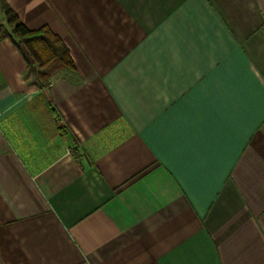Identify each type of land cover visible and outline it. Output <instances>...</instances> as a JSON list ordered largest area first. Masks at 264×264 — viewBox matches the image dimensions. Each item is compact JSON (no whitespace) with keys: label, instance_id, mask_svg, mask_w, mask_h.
Wrapping results in <instances>:
<instances>
[{"label":"crops","instance_id":"0c3cea01","mask_svg":"<svg viewBox=\"0 0 264 264\" xmlns=\"http://www.w3.org/2000/svg\"><path fill=\"white\" fill-rule=\"evenodd\" d=\"M5 2L0 264H264V0Z\"/></svg>","mask_w":264,"mask_h":264},{"label":"trees","instance_id":"16d2710c","mask_svg":"<svg viewBox=\"0 0 264 264\" xmlns=\"http://www.w3.org/2000/svg\"><path fill=\"white\" fill-rule=\"evenodd\" d=\"M0 5L5 14V23L0 24V42L9 39L29 65L45 67L58 62L66 68H74L68 47L49 27L30 30L5 0H0ZM41 75L45 72L41 71Z\"/></svg>","mask_w":264,"mask_h":264},{"label":"rangeland","instance_id":"374dc122","mask_svg":"<svg viewBox=\"0 0 264 264\" xmlns=\"http://www.w3.org/2000/svg\"><path fill=\"white\" fill-rule=\"evenodd\" d=\"M0 15H1V10H0ZM50 66L54 67V68H58V67H64L63 65H61L58 62H53L49 64ZM48 66V65H47Z\"/></svg>","mask_w":264,"mask_h":264}]
</instances>
